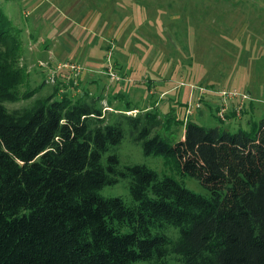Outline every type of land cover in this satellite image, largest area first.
<instances>
[{"label": "trees", "instance_id": "obj_1", "mask_svg": "<svg viewBox=\"0 0 264 264\" xmlns=\"http://www.w3.org/2000/svg\"><path fill=\"white\" fill-rule=\"evenodd\" d=\"M23 52L20 30L0 10V264H163L170 255L264 264V119L233 132L129 102L104 107L101 96H58L56 86L39 97L45 83L29 87L17 66ZM17 102L27 105H5ZM177 124L180 139L170 130ZM126 133L208 194L145 165L120 168L114 149ZM119 179L131 205L99 194Z\"/></svg>", "mask_w": 264, "mask_h": 264}, {"label": "rangeland", "instance_id": "obj_2", "mask_svg": "<svg viewBox=\"0 0 264 264\" xmlns=\"http://www.w3.org/2000/svg\"><path fill=\"white\" fill-rule=\"evenodd\" d=\"M0 10L20 30L24 52L17 66L26 69L29 87L45 83L39 97L56 86L58 96H101L104 107L109 101L124 109L129 102L233 132L264 119V23L242 0H0ZM235 90L250 101L224 104L220 92ZM5 105L12 110L27 104ZM170 130L182 138L183 127ZM114 153L120 168L145 165L208 194L194 178L180 177L172 160L145 155L128 133ZM99 194L132 204L125 179ZM166 233L177 237L171 227ZM163 264L182 263L170 255Z\"/></svg>", "mask_w": 264, "mask_h": 264}, {"label": "built area", "instance_id": "obj_3", "mask_svg": "<svg viewBox=\"0 0 264 264\" xmlns=\"http://www.w3.org/2000/svg\"><path fill=\"white\" fill-rule=\"evenodd\" d=\"M72 69H78V68H75V67H71ZM74 71V70H73ZM220 95L222 97V101L224 104H226L227 102H231L233 101L234 99H237L238 102L235 104V105H240L239 107H241L242 104H245L246 101H250V98L247 94L245 93H239L238 91H221L220 92ZM130 113V112H129ZM224 113H225V110L223 109L219 114L222 115V117H219V114H218V117L221 119H224Z\"/></svg>", "mask_w": 264, "mask_h": 264}, {"label": "crops", "instance_id": "obj_4", "mask_svg": "<svg viewBox=\"0 0 264 264\" xmlns=\"http://www.w3.org/2000/svg\"><path fill=\"white\" fill-rule=\"evenodd\" d=\"M242 1L245 4L247 3L249 6L253 7V10H254L253 11V19L256 20L257 22L263 24L264 23V0H242ZM262 38H264V35ZM135 113H133V114H135ZM249 128H250V124H249ZM242 129H244V128H242ZM244 130H246V129H244Z\"/></svg>", "mask_w": 264, "mask_h": 264}]
</instances>
